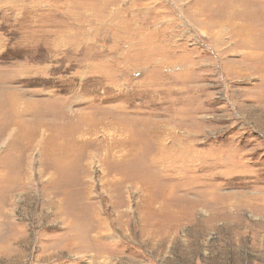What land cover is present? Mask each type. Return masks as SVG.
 Returning <instances> with one entry per match:
<instances>
[{
    "label": "rangeland",
    "instance_id": "rangeland-1",
    "mask_svg": "<svg viewBox=\"0 0 264 264\" xmlns=\"http://www.w3.org/2000/svg\"><path fill=\"white\" fill-rule=\"evenodd\" d=\"M0 264H264V0H0Z\"/></svg>",
    "mask_w": 264,
    "mask_h": 264
}]
</instances>
